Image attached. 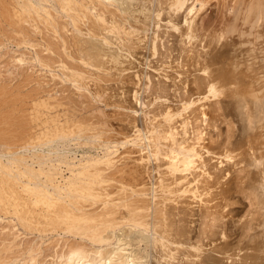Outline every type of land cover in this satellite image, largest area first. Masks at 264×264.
I'll use <instances>...</instances> for the list:
<instances>
[{
	"label": "bare ground",
	"instance_id": "obj_1",
	"mask_svg": "<svg viewBox=\"0 0 264 264\" xmlns=\"http://www.w3.org/2000/svg\"><path fill=\"white\" fill-rule=\"evenodd\" d=\"M213 10L218 13V19L215 22L214 20L209 22L207 18ZM163 19L166 20V27L178 31L176 38H179L180 45L188 44L187 51L185 50L188 52V63L185 61L187 64L184 65L183 62L184 68L179 70L176 66L178 71L175 70L176 68L174 69L175 79L178 77L177 80L174 77L170 78L173 85H171L173 87V91H171L174 92L176 98L178 97L179 104L173 107L172 104L169 105L170 103L162 102L165 101L164 99L161 101L162 93L167 92V90H163V87L171 88L170 84L165 82L162 86L164 81L160 80L156 82L157 85H154L155 82L150 86L147 84L150 90L157 93L154 96V100H157V102L155 101L157 106L155 105L153 110L154 123L149 122L151 126H147L148 135L146 134L144 137H140V129L134 125V130L137 133L125 140L140 146L142 138L145 139L144 141L148 139L147 146L153 147V149L150 148L151 150L148 149L151 164L156 162L153 167H150L156 166L161 177L160 188L158 187L160 194L156 192L154 194L153 191L152 196L146 198L147 193L143 190L145 186H140L141 188L133 186L130 191H127L128 189L126 190L121 183V186H118L121 190L118 189L117 196L104 198L103 192L97 190L104 189L102 183L111 180L122 182L128 175L133 178L141 175L142 172H145L140 170L144 168L142 163L147 159H144L143 155L139 157L140 162L138 161L134 166H132L134 162L130 166L126 162L127 165L117 167V163L115 166L113 165L110 156L112 152L109 149L97 156L81 155L77 161L76 156L72 157L68 152H64V149H62L63 152H56L58 146H66L67 139L70 136L74 137L80 131L76 130V128H80V123L76 124L79 120L67 117L63 120L60 119L58 111L63 108V102H65H62L60 97L56 99L55 96L48 94L43 98H36V101L32 103L34 106H31L36 112L34 119L40 123L38 133L32 132L33 128L29 127L30 130L32 129L30 132L27 127L29 132L25 131V134L21 129L19 135L18 131L20 130L12 128V125L9 127L17 130L14 135L18 134V139L14 135L15 139L8 136L10 135L9 130L12 131V129L8 128L7 132V125V135L0 132V216L1 213L4 215L0 218V223L3 224L0 225L2 244H0V264H153V262L157 264H264V0H0V49L7 43L15 46L16 50L20 47L25 48L24 51L28 49L29 54H25L26 51H23L16 55L13 53L16 50L12 49L14 55L11 56L15 65L23 67L24 64L31 63L32 65L34 63V65L37 64L48 69L52 76H54L52 70L58 69L65 81L69 79L77 89L84 90V85L81 86L78 83L84 78L83 71H90L98 77L99 73L101 74L102 71L106 73L113 67L117 73L127 69L131 70L132 67L135 68L133 55L140 43L146 45L145 48L154 54L157 50L156 43H158L155 40L159 34L155 29L151 34L149 33L150 36L146 32L151 28L150 25L152 27L155 25L158 29L159 22ZM143 33L144 38H147V40L144 39L145 41H142L139 36L140 34L142 36ZM246 36H248L247 39ZM228 37L230 38V41H227L228 44H236V42L240 44L239 47L237 43L239 49L235 52L236 56L242 48L241 45H246L244 47H247L245 53L248 57L245 56V60H239L242 54L240 53V58L237 57L234 60L231 56H235L231 55L232 59L229 61H232L220 65L218 64L220 62L216 61L214 53L209 50V46L222 43V41L224 43ZM237 38L242 39L237 41ZM195 39L200 44L197 46H201L199 50L192 46L193 41L196 42ZM184 46L186 47V45ZM233 48L231 52L237 49V47ZM255 49L259 50L257 51L259 54L255 52ZM241 51L243 52V50ZM252 51L257 55L252 54ZM24 54H28L27 56L31 54V56L27 58ZM225 59L228 60L227 57ZM185 66H187L186 69ZM188 66H192V68ZM139 71L141 73V70ZM26 72L24 74L27 77L22 78V80L26 78L24 82L31 78L27 79L28 72ZM29 74L31 73L29 72ZM92 74L90 73V75ZM164 77L168 78L170 75L166 74ZM3 93H1L2 96ZM132 96L136 103L138 91L134 90ZM225 97L228 100L227 98L225 100ZM90 101L92 102V100ZM10 102L14 103L12 100ZM232 104L234 107L232 109H239L240 112L246 111L244 114L246 115L244 116L246 126L242 128V130L244 129L243 134H240L243 138L233 137L235 139L232 140V134L226 133V141L219 140L217 144L219 150L215 152L211 143L215 141L214 136L218 138L222 134L219 132L218 127L221 125L217 124V120L221 116L225 117L234 113L229 109ZM68 105H66V109H69ZM159 106L161 109L157 110L156 108ZM227 106L229 107L228 111L224 112ZM87 107L89 106L87 105ZM76 109L74 110L76 111ZM133 111L136 113V109ZM52 112L56 113L52 114ZM141 112L147 113L142 109ZM141 116L144 115L141 114ZM157 116L160 117L157 118ZM6 117L3 116L0 120L2 118V122L7 120ZM15 117L18 118V116ZM133 117L136 118L135 115ZM133 117L132 119L135 120ZM17 118H14L15 121L21 123V118L18 120ZM79 118L83 120L82 117ZM231 118L233 119V117H229L226 122L228 123L227 127L230 125L227 128L228 132L234 122V119ZM23 120L21 125L25 127L28 121L25 122L27 118H23ZM28 120L30 121V119ZM8 122L10 124L12 121ZM221 124L223 123L221 122ZM1 127L3 130L5 125ZM1 129L0 131H2ZM82 129L81 131H84L85 128ZM214 131L215 133L217 131L215 135ZM231 132L233 133L232 129ZM240 135L239 137H241ZM89 136H86L87 139L93 135ZM222 139L224 140V138ZM20 140L23 143H20ZM16 141H20V144L18 145ZM89 142L83 143L88 144ZM54 145L56 147H53ZM26 146L33 150H30L28 154L19 153V149ZM44 148L47 149L46 152L43 151ZM26 149L28 148L26 147ZM152 157L154 160L151 159ZM141 164L143 167L140 166ZM63 167L68 171L67 175L63 173ZM109 168L111 169L108 173L104 172ZM231 177L238 180L235 181V184L240 185V187L237 185L238 189L240 188V193L242 192L248 203L246 205L249 207L245 214L239 216L238 220L233 219L235 222L230 223L241 224L242 228L239 229H242V235L245 236L241 240L246 238L247 244H244L243 240L241 245L238 239V242L234 240L236 243L232 241V248H227L226 246L231 247V245L226 241L224 218L227 216L229 219L228 215L232 213L230 206L234 203L233 201L231 203L229 196L226 195L227 180ZM108 194L105 193L106 196ZM95 203H98L99 207ZM93 204L94 207L91 208ZM256 214L261 215V220L258 222L260 228L257 232V236L262 238L260 241L255 240V234L249 232L254 228L253 220L257 219ZM187 215L197 216L194 219L198 220L196 222L198 223L196 229L199 230L198 238L200 237L199 233L202 234H200V241L202 238L204 239L202 236L206 235L209 236L206 238L212 240L213 237L210 235L216 232L214 227L218 225L217 222L220 223V228L216 227L218 235L215 238L222 243L213 242V247H220L222 250L220 253H223L224 256L216 259V256L210 258L205 254L208 250H202V243L192 240L194 238L190 235L192 236L194 231L190 230V223L189 225L185 224ZM5 217L8 220H4V224L1 221ZM118 217L121 218L118 219L119 221ZM194 219L190 221L187 218L186 222L188 223L187 220H189L193 224ZM196 223L193 225L196 226ZM16 225L21 227L23 232L15 229ZM191 227L194 228L192 225ZM47 231L64 236L54 240V244L51 239L53 249L50 247L51 245L47 246L53 250V253L48 254V261L42 262V260L40 263L37 255L40 254L38 244L42 239L37 244L36 240H33L36 238L33 234L31 237L33 241L27 238L28 241L21 243L23 238L20 239L18 236L23 234L24 237L25 234L33 232L42 235L41 233ZM191 231L193 233H190ZM17 238L20 241L16 240ZM215 238L213 241L216 240ZM227 240L230 241V239ZM248 241L253 244L248 245ZM46 243L48 244V241ZM223 259L225 260L223 261Z\"/></svg>",
	"mask_w": 264,
	"mask_h": 264
},
{
	"label": "rangeland",
	"instance_id": "obj_2",
	"mask_svg": "<svg viewBox=\"0 0 264 264\" xmlns=\"http://www.w3.org/2000/svg\"><path fill=\"white\" fill-rule=\"evenodd\" d=\"M213 3H214V1H212ZM211 2V3H212ZM215 12V13H214ZM213 13V14H212ZM212 13L209 15V17L207 18L208 20H209V22L211 21L212 22V20H214V22L215 21H217V19H218V13L216 12V10H213L212 11ZM211 17V18H210ZM178 19L180 18L179 16L177 17ZM211 19V20H210ZM165 22H166V20L165 19H163V20H161L160 22H159V24L161 25V27H160V25H159V27H158V29H156L157 27L154 25L153 27H152V25H150V27L152 28H150L146 33H147V35L148 36H150V34L152 33V31H155V30H157L156 32H157V34H159L158 35V37L156 38L157 40H155V42H158V43H156L157 45H156V47H157V50H156V52L153 54V53H151V51L148 49V48H145V46L146 45H144L143 43H140V44H138V46H137V48H136V53L134 52V57L133 58H135V59H133L134 61V63H133V66H135V68L134 67H132V69L130 70V69H127L126 71H123V72H119L118 71V73H117V71L116 70H114L113 68L112 69H110V70H108L106 73L104 72V71H102L101 72V74L99 73L98 74V77H97V75L96 74H92V72H90V71H88V72H86V71H83V74H85L83 77L85 78H82V80H80L78 83H80V85L82 86V85H84L83 87V89L84 90H82V89H77L76 87H75V85H73L72 83V81H69V79L67 80L66 79V81L64 80V77H63V75H62V73H60V70L58 71V69H54V70H52V73H53V75L54 76H52L51 75V72L48 70V69H44L43 67H40V66H38L37 64H35L34 65V63H32V65H31V63H27L26 65L24 64L23 65V67H25L26 68V70H24L25 68H23V67H20V66H18V65H15V62L12 60V56L15 54H20L21 52H23L24 51V49L25 48H22V47H20L18 50H16L17 48L15 47V46H12V45H9L8 43V45L6 44V48L5 47H3V48H1L0 49V103H1V105H0V118L1 117H6V118H8L7 120H4L3 122L1 121V120H3V118L0 120V124H2V123H5V122H8L9 120L10 121H12V122H10V124H9V122L8 123H5V124H2L1 126H3V125H5V132H4V129L2 130L1 128H3V127H1L0 129L2 130V131H0L1 132V134H4L5 136L7 135V133H6V125L8 126L7 127V132H8V128L9 129H12V128H18L20 131H18V134H19V132H21V129H22V131H30L31 132V130L29 129V127L30 128H33V130H32V132H35V133H38V131L40 130V123H38V121H36V119H34V116H35V114H36V112H34L35 110H34V107H32V106H34V105H32V103H34L36 100V98H43V97H45V96H47L48 94H50L51 96H55V98L56 99H58V97H60L59 99L63 102V101H65V102H63V108H61V109H59V111H58V113H60L59 115H60V119H64L65 117H67V118H69V119H73V120H79L78 121V123L76 122V124H79V126H80V128H76V130H80L81 131V129L83 128H85L84 129V131H81V133H80V131L77 133V134H75L74 135V137L73 136H70L68 139H67V141H66V146H67V148H66V146H58L57 148L58 149H60L59 151H58V149L56 148V152H63L64 150V152H68V154L69 155H71L72 157L73 156H76L75 157V159H76V161L81 157V155L82 156H84V155H92V156H97V155H101L102 154V152L103 151H105L106 149H109V150H111V154H110V156H111V158H112V162L114 163L113 165L115 166V164L117 165V167L118 166H120V165H127V163H128V166H130L133 162V165L132 166H134V164L135 163H138V161H139V157L140 156H143L144 157V159H147L146 160V162H145V160L143 161V165H144V168H141L140 170H141V172L142 171H145V172H142L141 173V175L139 174V175H137L135 178H133L132 176H129L128 174H126V175H128L127 177H125L123 180H124V182H123V180H122V182L121 181H116V180H111V181H106V182H104V183H102V188L104 187V189H97L98 191L100 190L101 192H103L102 194H103V197L104 198H114L115 196H117L118 195V191L119 190H121V189H119V187L121 186V183L125 186V188H126V190L127 191H130L131 190V188H133V186H134V188H137L138 186H139V188H141L142 186H145V187H143L144 189L143 190H145V192L147 193V196H145L146 198H150L151 196H152V193H153V191H154V194H155V192L158 194L159 192H160V180H161V177H160V174H159V172H158V169L157 168H151V167H153V164H155L154 162H153V164H151L152 163V161L150 160V157H149V150H151L150 148L152 147V146H147V142L146 141H148V139H146V141H144L145 139L144 138H142L143 139V141L141 140L140 141V146L139 145H137V144H131L130 142H126L125 140H126V138L128 139V138H131L135 133H137L134 129H135V127H134V125H136V128H138V129H140V137H144V136H146V134L148 135V132H147V129H148V127L147 126H151V123L153 122L154 123V112H153V110H154V108L157 106L156 105V102H157V100H154V96L157 94L156 92V94L152 91V90H150V88L148 87V86H150V84H154V82H155V84L154 85H157L156 84V82H158L159 80L161 81V82H163L164 81V83H162V86L165 84V82H166V84H170V86L172 85V80L170 79V78H172V77H174V79H175V71H174V69L176 68V66L178 67V70L179 69H182V68H184V65H186L187 63H188V57H187V53L188 52H186L187 50H186V48H187V46H188V44H184V45H186V47L184 46V45H180V43H179V41H178V39L176 38V34H178V31L176 30H172V28L171 27H166L165 26ZM163 25V26H162ZM167 25V24H166ZM155 29V30H154ZM161 29V30H160ZM167 31V32H166ZM159 32V33H158ZM171 33V36H170V33ZM176 32V33H175ZM145 33V34H146ZM150 33V34H149ZM161 33V34H160ZM166 33V34H165ZM168 33V34H167ZM173 34V35H172ZM162 35V36H161ZM140 37H141V39H142V41H145L144 39L146 38H144V33H143V35L141 36V34L139 35ZM166 37V38H165ZM230 37V36H229ZM226 38L227 40L226 41H224V43H223V41H222V43H218V44H210V45H212V46H209V50L212 52V53H214L213 55H214V57H215V59H216V61L217 62H220V63H218V64H222V65H225V64H227V62H230V61H232V60H230L229 61V59H234L235 60V58H237V57H239L240 58V53H242L243 54V56L245 57H248V55H247V53H245L247 50V47L245 48L244 46H246V45H244V46H242L241 45V47L243 48H240L241 50H243V52L240 50V51H238V55L236 56V53L235 52H237V50L239 49L238 48V42H236V44H237V46H236V44H228V42L227 41H230L229 39L230 38ZM247 37L248 36H246L245 38L247 39ZM158 39H159V41H158ZM161 39V40H160ZM241 39L242 38H237V41H241ZM243 39H244V37H243ZM146 40H147V38H146ZM174 40V41H173ZM196 40V39H195ZM164 41V42H163ZM171 41V42H170ZM194 43H192L193 45V48H195V49H197V50H199L200 49V47H198L200 44H198L199 43V41H197L196 40V42L195 41H193ZM198 42V43H197ZM225 42H227L226 43V45H225ZM230 43V42H229ZM225 45V47H224V45ZM141 45V46H140ZM159 45V46H158ZM196 45V46H195ZM198 45V46H197ZM232 46V47H230V46ZM235 45V46H234ZM9 46V47H8ZM144 46V47H143ZM190 46V45H189ZM191 46V47H192ZM228 46H229V48H228ZM166 47H168V48H166ZM179 47V48H178ZM197 47V48H196ZM233 47H237V49H235L234 50V52H231V50L232 49H234ZM239 47H240V44H239ZM171 49V51H169L170 49ZM172 48H174L173 50H172ZM181 48V49H180ZM183 48H185V49H183ZM231 48V49H230ZM12 49H13V51L14 50H16V51H18V52H13L12 51ZM142 49H144V50H142ZM149 51H148V50ZM160 49V50H159ZM168 51H167V50ZM176 49H178V50H176ZM189 49V48H188ZM224 49H226V50H224ZM141 50V51H140ZM162 50V51H161ZM176 50V51H175ZM180 50V51H179ZM186 50V51H185ZM208 50V51H209ZM215 52H214V51ZM219 50V51H218ZM222 52H221V51ZM26 51V52H25ZM24 52H25V54L26 53H28V49H26ZM139 53H138V52ZM159 51V52H158ZM165 51V52H164ZM227 51V52H226ZM257 51H259L258 49H255V52H257ZM14 54H13V53ZM163 52V53H162ZM175 52V53H174ZM220 52V53H219ZM231 52V53H230ZM253 53V51H252V54H254V55H257L256 53ZM2 53V54H1ZM3 53H6V54H3ZM11 53V54H10ZM151 53V54H150ZM157 53V54H156ZM215 53H217V54H215ZM233 53V54H232ZM235 53V54H234ZM244 53H245V55H244ZM258 54H259V52H257ZM24 54V56H26L27 58L28 57H30L31 56V54L29 55V56H27V55H25ZM143 54V55H142ZM147 54H148V56H147ZM184 54V55H183ZM242 54H241V58L239 59V60H245L246 59V57L244 58L243 56H242ZM3 55V56H2ZM12 55V56H11ZM140 55V56H139ZM150 55V56H149ZM174 55V56H173ZM183 55V56H182ZM221 57H219V56ZM224 55H226V56H224ZM231 55H234L235 57H233V56H231ZM146 56V57H145ZM158 56V57H157ZM230 56L232 57V58H230ZM250 56H252V55H250ZM138 57V58H137ZM158 59H157V58ZM161 57V58H160ZM176 57V58H175ZM184 57V58H183ZM216 57H219V58H216ZM225 57H227V59L228 60H224V58ZM244 59H243V58ZM137 59V60H136ZM164 59V60H163ZM174 59V60H173ZM178 59H179V61H178ZM220 59H221V61H220ZM159 60V61H158ZM175 60H176V62H175ZM233 60V61H234ZM142 61V62H141ZM174 61V62H173ZM182 61V62H181ZM185 61H187V63L185 62ZM224 61H225V63H224ZM11 64H9V63ZM150 62V63H149ZM152 62V63H151ZM185 64H184V63ZM13 63V64H12ZM149 63V64H148ZM176 63H177V65H176ZM181 63V64H180ZM126 64V63H125ZM135 64V65H134ZM179 64V65H178ZM184 64V65H183ZM9 65V66H8ZM15 67H14V66ZM31 65V66H30ZM147 65V66H146ZM158 65V66H157ZM164 65V66H163ZM168 65V66H167ZM172 65V66H171ZM180 65H183L182 67L180 66ZM28 66H29V68H28ZM165 66H167V67H165ZM6 67V68H5ZM154 67V68H153ZM179 67H181V68H179ZM186 67L187 66H185V69H186ZM189 68L191 67L192 68V66H188ZM23 68V69H22ZM43 68V69H42ZM157 68V69H156ZM163 68H164V70H163ZM170 69V70H169ZM40 70V71H39ZM43 70V71H42ZM139 70H141V73H140V71ZM176 71H178L177 70V68L175 69ZM184 70V69H183ZM25 71H27L26 73L28 74V78L27 79H29V77H31L28 81L26 80V82H24L25 80L24 79H26V78H24L23 80H22V78L23 77H27L25 74H24V72ZM55 73H54V72ZM56 71H57V73H56ZM132 72L131 74L129 73V72ZM152 71V72H151ZM157 71V72H156ZM180 71H182V70H180ZM29 72L31 73V74H29ZM34 72V73H33ZM46 72V73H45ZM92 74V75H90V73ZM133 72H135V73H133ZM161 72V73H160ZM168 72V73H167ZM19 73V74H18ZM36 73V74H35ZM60 75H59V74ZM86 73H88L87 74V76H86ZM127 73H128V75H127ZM137 73V74H136ZM147 73V74H146ZM153 75H152V74ZM157 73V74H156ZM22 74H24V75H22ZM43 74V75H42ZM57 74V76L55 77V75ZM111 74V75H110ZM170 75V77H168V78H165L164 76L165 75ZM183 74H185V72H183ZM33 75V76H32ZM36 75V76H35ZM41 75H42V77H41ZM61 75H62V77H61ZM110 75V76H109ZM116 75V76H115ZM120 75V76H119ZM140 75V76H139ZM143 75H145V76H143ZM86 76V77H85ZM100 76V77H99ZM136 76V77H135ZM139 76V77H138ZM157 76V77H156ZM159 76V77H158ZM181 76V75H180ZM182 76H184V75H182ZM16 77V78H15ZM20 77V78H19ZM88 77V78H87ZM122 77V78H121ZM130 77V78H129ZM161 77V78H160ZM35 80H34V79ZM39 78V79H38ZM96 78V79H95ZM33 79V80H32ZM84 79V80H83ZM117 79V80H116ZM126 79H127V81H126ZM168 79V80H167ZM178 79V77L175 79V80H177ZM20 80H22V81H20ZM38 80V81H37ZM100 82H99V81ZM136 80V81H135ZM171 80V81H170ZM35 81V82H34ZM85 82V84H84V82ZM98 81V82H97ZM102 81V82H101ZM47 82V83H46ZM83 82V83H82ZM130 82V83H129ZM146 82V83H145ZM4 83V84H3ZM20 85H19V84ZM23 83V84H22ZM41 83V84H40ZM88 83V84H87ZM101 83V84H100ZM121 83V84H120ZM7 84V85H6ZM96 84V85H95ZM100 84V85H99ZM116 84V85H115ZM133 84V85H132ZM147 84H148V86H147ZM4 85V86H3ZM15 85V86H14ZM19 85V86H18ZM25 85V86H24ZM136 85V86H135ZM160 85H161V83H160ZM23 86V87H22ZM35 86H37L36 88H35ZM88 86V87H87ZM90 86V87H89ZM93 86V87H92ZM126 86V87H125ZM173 86V85H172ZM171 86V88L170 87H168V89L167 88H164L163 87V90H167V92H163L162 93V98H161V101H162V99H164L165 101H162V102H166V103H170L169 105H171V106H173V107H175L176 106V104H179L178 103V101H177V98H176V96H175V94H173L174 92H172L173 90V87ZM180 86V85H179ZM3 87V88H2ZM15 87H16V89H15ZM20 87H21V89H20ZM40 87V88H39ZM110 89H109V88ZM121 87V88H120ZM131 87H133V88H131ZM10 88V89H9ZM13 90H12V89ZM119 88V89H118ZM146 88V89H145ZM149 88V89H148ZM7 89V90H6ZM19 89V90H18ZM98 89H100V90H98ZM105 89H106V91H105ZM118 89V90H117ZM123 89V90H122ZM169 89H170V91H169ZM103 90V91H102ZM115 90V91H114ZM134 90H137L138 91V101L140 102H138V101H136V103H135V100H133V96H132V94H133V91ZM172 90V91H171ZM3 91H4V93H3ZM7 91V92H6ZM25 91H27V92H25ZM33 91H34V93H33ZM39 91V92H38ZM86 91H88V92H86ZM112 93H111V92ZM132 91V92H131ZM152 91V92H151ZM176 91H178V90H176ZM179 91H180V89H179ZM178 91V92H179ZM20 92V93H19ZM81 92V93H80ZM94 92H95V94H94ZM97 92V93H96ZM1 93H3V96H2V94ZM25 93V94H24ZM27 93V94H26ZM31 93V94H30ZM37 93V94H36ZM85 93V94H84ZM89 93V94H88ZM93 93V94H92ZM103 93V94H102ZM4 94H5V96H4ZM20 94H22V95H20ZM34 94V95H33ZM37 95V97H36V95ZM40 94V95H39ZM54 94V95H53ZM63 94V95H62ZM73 94V95H72ZM82 94V95H81ZM87 94V95H86ZM113 94V95H112ZM119 94V95H118ZM128 94H130V95H128ZM146 94V95H145ZM11 95V96H10ZM89 95H90V97H89ZM95 95V96H94ZM168 95V96H167ZM173 95V96H172ZM13 96V97H12ZM27 96V97H26ZM71 96H72V98H71ZM76 96V97H75ZM88 96V97H87ZM92 96H93V98H92ZM107 96V97H106ZM118 96H119V98H118ZM6 97H7V99H6ZM8 97H10V98H8ZM18 99H16V98ZM25 97V98H24ZM30 99H29V98ZM32 97V98H31ZM35 97V98H34ZM84 97V98H83ZM86 97V98H85ZM128 97V98H127ZM132 97V98H131ZM20 98V99H19ZM26 99V100H23V99ZM87 98H88V100H87ZM170 98V99H169ZM226 98L227 97H225V100H226ZM2 99V100H1ZM75 99V100H74ZM81 99H83V100H81ZM92 100V102L90 101V100ZM106 99H107V101H106ZM229 99H231V98H229ZM7 100V101H6ZM9 100V101H8ZM12 100V102H14L13 104L10 102ZM17 100V101H16ZM72 100V101H71ZM116 100V101H115ZM120 100V101H119ZM132 100V101H131ZM169 100V101H168ZM227 100H228V98H227ZM2 101V102H1ZM75 101V102H74ZM76 101H78V102H76ZM85 101V102H84ZM156 101V102H155ZM20 102V103H19ZM112 102V103H111ZM117 102V103H116ZM125 102V103H124ZM149 102V103H148ZM158 102H159V100H158ZM227 102V101H226ZM7 103V104H6ZM86 103V104H85ZM109 103H110V105H109ZM119 103V104H118ZM133 103V104H132ZM151 103V104H150ZM67 104H69L68 106V108L69 109H66L67 108ZM92 104V105H91ZM136 104V105H135ZM140 104V105H139ZM143 104V105H142ZM4 105V106H3ZM7 105V106H6ZM11 105V106H10ZM32 105V106H31ZM81 105H83V106H81ZM86 105V106H85ZM87 105L90 107H87ZM125 105V106H124ZM133 105V106H132ZM136 107H135V106ZM138 105V106H137ZM156 105V106H155ZM21 106V107H20ZM27 106V107H26ZM29 106H30V108H29ZM72 106V107H71ZM128 106V107H127ZM25 107V108H24ZM77 109H76V108ZM131 107V108H130ZM135 107V108H134ZM142 107V108H141ZM232 107H233V104H232V106H231V108H229L228 106L226 107V109L224 110V112H227L228 111V108L229 109H231L230 111L231 112H234V113H231V114H228V115H226L225 117H227V118H225L224 116H221L218 120H217V124H219V126L220 127H218V129H220L219 130V132L220 133H222L221 134V137H220V135L218 136V138H217V136L215 137L214 136V140L215 141H213L211 144H212V146H214V149H213V151H215V152H217L218 150H219V148L217 147V144L219 143V140L220 141H226V139H227V137H226V135L227 134H232V140H234L235 138H237L238 137V139L239 138H243L242 137V135H240V134H243V131H244V129L242 130V128H245V126H246V118L244 117V116H246V115H244V114H246V111H244V110H242V112H240L239 111V109H232ZM17 108V109H16ZM70 108H72V110H70ZM87 110H86V109ZM89 108V109H88ZM234 108V107H233ZM8 109V110H7ZM74 109H76V111L74 110ZM78 109H79V112H78ZM111 109V110H110ZM134 109H136V113H134ZM138 109V110H137ZM141 109H142V111L144 112H147V113H142L141 112ZM145 109V110H144ZM146 109H147V111H146ZM157 110H159V109H161V107L159 106L158 108H156ZM10 110V111H9ZM156 110V111H157ZM20 111H21V113H20ZM25 111V112H24ZM29 111V112H28ZM73 111V112H72ZM83 111V112H82ZM92 111V112H91ZM4 112V113H3ZM9 114H8V113ZM13 112V113H12ZM16 112V113H15ZM34 112V113H33ZM62 112V113H61ZM68 112H71V113H68ZM91 112V113H90ZM108 112V113H107ZM117 112V113H116ZM123 112V113H122ZM7 113V114H6ZM20 113V114H19ZM56 112H52V114H55ZM105 113V114H104ZM111 113V114H110ZM236 113V114H235ZM242 113V114H241ZM12 114V115H11ZM17 114V115H16ZM29 115L28 117H27V115ZM63 114V115H62ZM92 114V115H91ZM97 114H98V116H97ZM141 114L142 115H144V116H141ZM10 115V116H9ZM83 115V116H82ZM136 116V118L135 117H133V116ZM150 115V116H149ZM233 115V116H232ZM243 115V116H242ZM14 117V118H17V117H15V116H18V118H17V120L18 119H20L21 118V123L24 121L23 120V118L24 119H26L27 118V120L25 121V122H27L28 121V123L26 124L25 122V124L27 125V126H23V125H21V123L20 122H18V121H15V119L14 118H12V117ZM23 116V117H22ZM32 116V117H31ZM90 116H92V117H90ZM112 116H114V117H112ZM220 116V115H219ZM218 116V117H219ZM26 117V118H25ZM79 117H82L83 118V120L81 119V118H79ZM104 117V118H103ZM121 119H120V118ZM132 117L133 118H135V120L134 119H132ZM160 116H157V118H159ZM217 117V118H218ZM224 117V118H223ZM229 117H233V126H232V131H233V133L231 132V129L229 130V132H228V127L230 126H228L227 127V124L228 123H226L227 122V120L229 119ZM5 118V119H6ZM93 118V119H92ZM108 118V119H107ZM123 118V119H122ZM144 118V119H143ZM150 118H152V119H150ZM28 119H30V121L28 120ZM33 119V120H32ZM85 119V120H84ZM89 121H88V120ZM99 119V120H98ZM139 119V120H138ZM141 119H143V120H141ZM221 119V120H220ZM226 119V120H225ZM239 119V120H238ZM23 120V121H22ZM31 120H32V122H31ZM83 121L82 123H81V121ZM109 120V121H108ZM122 120V121H121ZM133 120V121H132ZM213 120V119H212ZM211 120V121H212ZM86 121H88V122H86ZM121 121V122H120ZM132 121V122H131ZM142 121V122H141ZM152 121V122H151ZM225 121V122H224ZM17 122V123H16ZM38 123V124H36V123ZM84 122H86L85 123V125H84ZM97 122H98V124H97ZM137 122V123H136ZM139 122V123H138ZM149 122H151V123H149ZM221 122L224 124L225 123V125H223V124H221ZM229 122V121H228ZM244 122V123H243ZM18 123H20L19 125H21V126H19L18 125ZM23 123V124H24ZM88 123V124H87ZM141 123V124H140ZM152 123V124H153ZM243 123V124H242ZM13 124H15V125H13ZM143 124V125H142ZM245 124V125H244ZM13 127H12V126ZM16 125H17V127H16ZM30 125V126H29ZM83 125V126H82ZM97 125V126H96ZM100 125V126H99ZM103 125H105V126H103ZM106 125H108V126H106ZM133 125V126H132ZM244 125V126H243ZM9 126H11V127H9ZM24 128H23V127ZM34 126V127H33ZM86 126V127H85ZM90 126H92V127H90ZM103 126V127H102ZM131 126V127H130ZM138 126V127H137ZM21 127V128H20ZM28 127V128H27ZM89 127V128H88ZM145 127V128H144ZM147 127V128H146ZM28 130H27V129ZM87 128V129H86ZM91 128V129H90ZM93 128V129H92ZM105 128V129H104ZM108 128V129H107ZM129 128V129H128ZM235 128V129H234ZM82 129V130H83ZM143 129H145V130H143ZM14 130V131H13ZM38 130V131H37ZM87 130V132L85 133V131ZM91 130V131H90ZM227 131V132H223V131ZM10 132H9V134L10 135H8V136H10L11 138H14L15 139V137H17V139H18V136L21 134H17V136H15L14 134H16L17 133V130H15V129H12V131L11 130H9ZM16 131V132H15ZM28 131V132H29ZM99 131V132H98ZM104 131V132H103ZM3 132V133H2ZM27 132V133H28ZM108 132V133H107ZM132 132V133H131ZM6 133V134H5ZM85 133V134H84ZM92 133V134H91ZM216 133H217V131H216ZM215 133V131H214V135L216 134ZM227 133V134H226ZM25 134H26V132H25ZM78 134H81L80 136L78 135ZM84 134V135H83ZM144 134V135H143ZM15 137H14V136ZM88 137L89 135L91 136V135H93V136H91V138H89V139H91V140H89V139H87V137ZM224 135H225V137H224ZM234 135V136H233ZM239 135L241 136V137H239ZM85 136V138H86V140H85V138H83ZM89 136V137H90ZM108 136V137H107ZM75 137H77V138H75ZM106 137H107V140H106ZM233 137H235V138H233ZM217 138V139H216ZM222 138H224V140L222 139ZM94 139V140H93ZM222 139V140H221ZM73 140V141H72ZM81 144H79L77 141ZM93 140V141H92ZM106 140V141H105ZM217 140H218V142H217ZM21 141V140H20ZM20 141H16V142H18V145L20 144V143H23L22 141L20 142ZM69 141V142H68ZM71 141V142H70ZM90 141V142H89ZM92 141V142H91ZM95 141V142H94ZM124 141V142H123ZM20 142V143H19ZM73 142V143H72ZM82 142V143H81ZM83 142H85V143H87V142H89L88 144H85V143H83ZM105 142V143H104ZM109 142V144H107V143ZM144 142H145V144H146V146H144L143 147V145H145L144 144ZM95 143V144H94ZM77 144H78V146H77ZM93 146H92V145ZM107 144V145H106ZM73 145V146H72ZM70 146V147H69ZM132 146V147H131ZM5 147V146H4ZM19 147V146H18ZM26 147L28 148V149H26ZM25 148H20L18 151H19V153L20 152H22V154H28L29 152H30V150H33V149H29V147L28 146H26ZM53 147H56V145H54ZM112 147V148H111ZM148 147V148H147ZM0 149H1V147H0ZM62 149H64V150H62ZM73 149V150H72ZM132 149V150H131ZM149 149V150H148ZM152 149H153V147H152ZM26 150V151H25ZM46 148H44L43 149V151L44 152H46ZM68 150V151H67ZM139 150V151H138ZM69 151H70V153H69ZM138 151V152H137ZM146 151V152H145ZM26 152V153H25ZM87 152V153H86ZM141 154H140V153ZM148 152V153H147ZM98 153V154H97ZM130 153V154H129ZM135 153V154H134ZM138 153V154H137ZM146 153V154H145ZM4 154H6L5 152H4ZM129 156V157H128ZM133 156V157H132ZM147 156V157H146ZM121 159V160H120ZM151 159H153L154 160V158L152 157ZM119 160V161H118ZM127 162V163H126ZM140 162V161H139ZM145 163H146V165H145ZM140 165V166H142L143 167V165ZM104 166V165H103ZM131 166V167H132ZM147 168H146V167ZM151 166V167H150ZM63 169V173L65 174V175H67V173H68V171L65 169V167H63L62 168ZM110 169L111 168H109V169H106L104 172H106V173H108V171H110ZM145 169V170H144ZM157 169V170H156ZM149 170V171H148ZM146 173V174H145ZM150 175H149V174ZM153 174V175H152ZM125 175V176H126ZM136 175V174H135ZM146 175V176H145ZM158 176V178H157V176ZM139 177V178H138ZM145 179H144V178ZM148 177V178H147ZM142 178V179H141ZM155 178V179H154ZM160 178V179H159ZM233 177H231V178H229L228 180H227V185H226V188H227V193H226V195L227 196H229V199L231 200V203H232V201L234 202L231 206H230V208L232 209V213H231V215H232V217H231V215H228L229 216V219H228V217L226 216L224 219V222H225V228H226V234H227V239H230V241L229 240H227L226 239V241H228L227 243L228 244H230L231 245V247L229 246H226L227 248H232V244H233V242L234 243H236L235 241H237L238 242V239L240 240L239 242L241 243V245L243 244V240H244V244H247V242H246V238H243V240H241L242 239V237H245L244 235H242L243 233V231H242V229H239V228H242V227H240L241 226V224H239L238 222H236L235 224H236V226H235V224L233 225V223H230V222H233L234 220H238V218H240L239 216H242L243 214H245L246 213V210L248 209V207L249 206H247L246 205V203H247V201H246V199L244 198V196L242 195V192L240 193V188L238 189V186L240 187V185L237 183V184H235L238 180H236V179H234L233 178V180H231ZM141 179V180H140ZM150 179V180H149ZM152 179H154V180H152ZM136 180V182H134ZM156 180H157V183H155L156 182ZM113 181H114V183H113ZM147 181V182H146ZM236 181V182H235ZM110 182H112V183H110ZM116 182V183H115ZM106 183V184H105ZM131 183H132V185H131ZM143 183V184H142ZM136 186H135V185ZM149 184V185H148ZM153 184V185H152ZM235 186H234V185ZM155 185H156V187H155ZM238 185V186H237ZM110 186V187H109ZM112 186V187H111ZM119 186V187H118ZM131 186V187H130ZM141 186V187H140ZM147 186H149V187H147ZM237 186V187H236ZM128 187V188H127ZM147 187V188H146ZM159 187V188H158ZM112 188V189H111ZM119 189V190H118ZM147 189V190H146ZM238 189V190H237ZM124 191H125V189H124ZM127 191H125V192H127ZM109 193L110 194V196H109V194L106 196L105 195V193ZM160 194V193H159ZM243 196V197H242ZM86 203L89 205V202L88 201H86ZM85 203V205L87 206V204ZM99 203V202H98ZM98 203L96 204V206H98ZM248 204V203H247ZM90 206V205H89ZM92 206L94 207V204L93 205H91V208H92ZM247 206V207H246ZM99 207V206H98ZM87 208H89L90 209V207H87ZM94 209V208H93ZM98 209V208H97ZM4 215L1 213V216H0V218H2ZM191 217H193V216H190V215H187L186 216V219L188 218V219H190V221L192 220V219H194V218H197V216H194L193 218H191ZM255 217H257V219L255 220H253V224H254V228L251 230V231H249V232H251V234H255V236H254V238H255V240H259L260 241V239H262L261 237H259V236H257V232H258V229L260 228V226L258 225V222L261 220V215H257L256 214V216ZM227 218V219H226ZM232 220H231V219ZM120 220L121 218H117V220ZM186 219H185V224L187 225H189V223H190V230H193L194 231V233H193V231H191L190 233H193L192 234V236L190 235V237H193L194 239H192L193 241L195 240H197V242H200V243H202V246H201V248H202V250H208V251H204L205 252V254H207V256L208 257H210V258H214L215 256V259L218 257H222V255L224 256V254L223 253H220L222 250L220 249V247H213V244L214 243H216V242H218V243H222V241H220L219 239H217V238H215V237H217V229H219L220 228V223L219 222H217L218 223V225L217 226H215L214 228H215V230H216V232H214V233H216V234H209L210 235V237H213V239L215 238L216 240H214L213 241V239L211 240V238H209L208 239V235H206V234H203V235H206V236H208L207 238H206V236H202V237H204V239L202 238V242L200 241V237H201V233H199V238H198V236H197V234H198V232H199V230L198 229H196V228H198L197 227V225H198V223H196L198 220L197 219H194L195 221V223H196V226L195 225H193V224H195L193 221H192V223L193 224H191V222L189 221V220H187L188 221V223L186 222ZM234 219V220H233ZM6 221V220H8V219H6V217L5 218H3V220L1 221L2 223H4L3 221ZM118 220V221H119ZM235 222V221H234ZM216 223V224H217ZM229 223V224H228ZM5 224V223H4ZM0 225L2 226L3 224H1L0 223ZM6 225H8V224H6ZM191 225L192 226H194V228H192L191 227ZM232 227H231V226ZM1 226H0V228H1ZM188 226V227H189ZM216 227H217V229H216ZM8 228V227H7ZM214 228H213V231H215L214 230ZM235 228V229H234ZM237 228V229H236ZM15 229H19L20 230V232H23V230H22V228L21 227H18L17 225L15 226ZM195 229H196V231H195ZM231 229V230H230ZM6 230V229H5ZM198 230V231H197ZM232 230H233V232H232ZM235 230H237L238 231V233H237V231H235ZM239 230H241V231H239ZM235 231V232H234ZM19 231H18V233H20ZM27 234H29V236H27ZM27 234H25L26 236H24L23 237V234H21L20 236H18V238H23V240H21L22 242L21 243H25L26 241H28V239H30L31 240V237H32V235L34 234V237H36V238H32L34 241L36 240V242H37V244L39 243V241H41L40 239H42V241L40 242V244H38V246H40V250H39V253L40 254H38L37 255V258L39 259V262L40 261H42V262H45V261H48L47 259H49V258H47L49 255L48 254H52L53 253V248H52V244H54L53 243V241L54 240H56L58 237H61V236H64V235H58V234H56V233H51V232H49V231H47L46 233H41L42 235H39L38 233H35V232H33V233H27ZM31 234V235H30ZM53 234H55V235H53ZM201 234V235H200ZM57 235V236H56ZM194 235V236H193ZM41 236V237H40ZM55 236V237H54ZM195 236H197V237H195ZM240 236V237H239ZM65 237H67L66 235H65ZM235 237V238H234ZM257 237V238H256ZM16 239V240H18V241H20V239ZM28 238V239H27ZM50 238V239H49ZM71 238V237H70ZM70 238H68V239H70ZM195 238H198L199 239V241H198V239H195ZM206 238V239H205ZM237 238V239H236ZM39 239V240H38ZM51 239H52V244H51ZM208 239V240H207ZM232 239V240H231ZM33 240H31V241H33ZM38 240V241H37ZM45 240V241H44ZM204 240V241H203ZM235 240V241H234ZM48 241V244L46 243ZM210 241V242H209ZM233 241V242H232ZM55 242V241H54ZM212 242V243H211ZM214 242V243H213ZM46 243V244H45ZM0 244H1V239H0ZM43 244V245H42ZM251 244H253V242H249L248 241V245H251ZM2 245V244H1ZM1 245H0V247H1ZM43 247H42V246ZM50 246V247H48V246ZM216 245V244H215ZM221 245V244H220ZM213 247V248H212ZM223 247H225V246H223ZM44 248V249H43ZM48 248V249H47ZM213 249V250H211V249ZM217 249V250H215V249ZM47 250V251H46ZM50 250V251H49ZM51 250H52V252H51ZM220 250V251H219ZM214 253H213V252ZM210 253V254H209ZM46 254H47V256H46ZM219 254H221V255H219ZM41 256V257H40ZM50 258H51V256H50ZM225 259H223V261H224ZM41 263V262H40ZM153 264H157L156 262H153Z\"/></svg>",
	"mask_w": 264,
	"mask_h": 264
}]
</instances>
